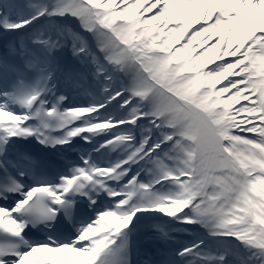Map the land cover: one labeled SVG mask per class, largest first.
I'll return each instance as SVG.
<instances>
[{
	"label": "snow or ice",
	"instance_id": "6c2138e0",
	"mask_svg": "<svg viewBox=\"0 0 264 264\" xmlns=\"http://www.w3.org/2000/svg\"><path fill=\"white\" fill-rule=\"evenodd\" d=\"M0 264H264V0H0Z\"/></svg>",
	"mask_w": 264,
	"mask_h": 264
}]
</instances>
